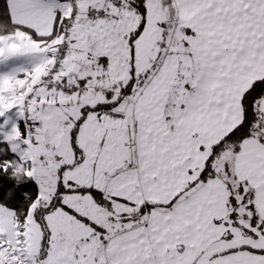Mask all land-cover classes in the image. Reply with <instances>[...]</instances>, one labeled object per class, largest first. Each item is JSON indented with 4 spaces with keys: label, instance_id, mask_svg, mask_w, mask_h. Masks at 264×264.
<instances>
[{
    "label": "snow or ice",
    "instance_id": "obj_1",
    "mask_svg": "<svg viewBox=\"0 0 264 264\" xmlns=\"http://www.w3.org/2000/svg\"><path fill=\"white\" fill-rule=\"evenodd\" d=\"M0 264H264V0H0Z\"/></svg>",
    "mask_w": 264,
    "mask_h": 264
}]
</instances>
